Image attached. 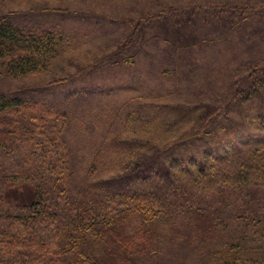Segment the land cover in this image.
I'll list each match as a JSON object with an SVG mask.
<instances>
[{
  "label": "trees",
  "instance_id": "1",
  "mask_svg": "<svg viewBox=\"0 0 264 264\" xmlns=\"http://www.w3.org/2000/svg\"><path fill=\"white\" fill-rule=\"evenodd\" d=\"M178 7L155 13L150 31L143 25L157 41L155 22H173L159 28L164 45L146 55L162 77L175 73L172 80L193 92L165 98L172 106L155 99L154 118L163 110L172 120L147 138H112L83 161L69 145L66 110L0 90V155L22 148L26 156L0 174V264H264V47L245 28L264 29V21L247 24L264 2ZM54 10L65 9L23 13L32 17L25 22L0 12V79L46 71L65 49L62 23L42 18ZM204 40L235 45L211 50ZM208 48L217 56L206 65ZM200 69L206 88L187 75ZM13 183L29 187L27 201L11 199Z\"/></svg>",
  "mask_w": 264,
  "mask_h": 264
},
{
  "label": "rangeland",
  "instance_id": "2",
  "mask_svg": "<svg viewBox=\"0 0 264 264\" xmlns=\"http://www.w3.org/2000/svg\"><path fill=\"white\" fill-rule=\"evenodd\" d=\"M185 1L0 0V12L11 14V19L22 22L32 18L31 15L23 13L49 7H63L65 10H54L42 18L64 24L61 26L67 34L65 49L52 61L48 70L25 77L2 78L0 90L10 95L52 101L66 110L69 115L67 126L69 145L73 148L72 153L76 157H85L83 161L93 158V154L98 149H105L108 145L106 141L112 138H134L133 136H137L138 139L147 138L151 132H154L152 130L155 126L159 129L172 120L170 112L163 110H158L159 117L154 118L150 106L157 102L155 99H158L159 103L172 106L176 102L169 99L170 102L165 98H176L179 92L182 94L181 97L187 98L193 90L186 86L187 83L178 85L172 80L174 72H171L174 74L170 80L162 77L161 70H157L146 55L147 52H157L158 48L164 45L162 40L164 36L159 28L164 26L169 28L173 22L170 20L155 22L154 30L159 37L157 41L150 33L147 34L143 25L150 31L151 27H147V24L156 16L155 13L161 10L168 11ZM244 1L245 3L264 2V0ZM77 12L90 15H86L83 19ZM179 13L180 11H177L173 15L178 16ZM258 20L264 21L263 9L262 12L253 14L247 24ZM256 26L257 24L247 25L245 28L251 31V40L255 41L260 37L261 46L264 47V29L258 31ZM177 35L182 39L181 34ZM203 37L206 36L201 32L200 38ZM127 39L130 40L129 43ZM210 43L212 42L204 40L202 44L211 50L223 47L230 51L235 45L230 41L220 44ZM137 51L140 52V58L136 57L135 62L134 60L129 64L123 62V58L128 59L129 56L131 58L133 54L137 56ZM215 56L217 51H210L203 64L212 63V60L216 59ZM224 56L229 57L228 54ZM255 56L260 57L258 54ZM219 57L224 64L232 63L218 53ZM234 66L235 64L232 68ZM150 67H153V72ZM193 73L194 71H189L187 75H190L189 77L196 81L198 86L203 83L202 86L206 88L205 78L199 76L206 72L200 69L199 72ZM56 78L64 80L48 85L50 80ZM228 85L229 82L224 87ZM141 105L147 106L141 108ZM163 131L166 134L171 133L169 129ZM164 139V137H152L150 140L159 143ZM259 141L264 143V135ZM17 151L20 152L19 156L14 155L12 158L8 155H0L1 175H6L12 167L18 168V162L19 164L26 162V156L21 154L23 149ZM100 157L102 160L107 155L102 153ZM117 157L118 160L124 159L126 155L121 153ZM109 161H117V159L110 158ZM108 172L109 170L103 175ZM30 194L27 185L13 183L9 186V195L16 202L27 201Z\"/></svg>",
  "mask_w": 264,
  "mask_h": 264
}]
</instances>
